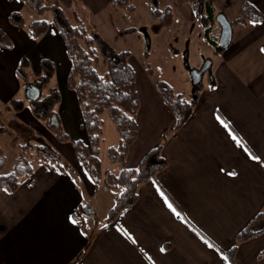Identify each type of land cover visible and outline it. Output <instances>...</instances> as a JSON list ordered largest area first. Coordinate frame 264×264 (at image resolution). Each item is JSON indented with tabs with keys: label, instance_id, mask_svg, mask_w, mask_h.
<instances>
[{
	"label": "crops",
	"instance_id": "crops-1",
	"mask_svg": "<svg viewBox=\"0 0 264 264\" xmlns=\"http://www.w3.org/2000/svg\"><path fill=\"white\" fill-rule=\"evenodd\" d=\"M159 1L164 8L171 7L172 25L164 28L153 18L151 7L146 22L160 24L166 35L165 29L177 23L189 32L201 0ZM244 1L264 16V0ZM135 5L134 13L139 11ZM77 9L85 25L95 28V23L102 22L104 28H112L115 9L111 0H79ZM14 12L27 23L38 19L20 0H0V30L13 43L12 49L0 47V126L4 127L0 146L16 149L18 144L45 141L71 169L66 172L38 164L31 178H20L15 192L0 191V264H231L221 250H230L238 233L264 211V18L233 33L218 60L209 62V85L202 84L195 114L175 134L170 133L174 115L145 67V62L150 66L155 51H145L140 44L144 65L131 52L129 63L140 107L138 136L126 163L130 169L138 168L144 156L162 143L167 166L157 173L156 181L139 186L135 204L114 222H107L119 192L108 189L103 181L93 182L73 144L58 140L34 115L26 96L27 86L41 76L42 60L54 64V76L42 89L48 94L56 87L60 93L52 121L59 122L73 139L88 141L81 105L67 86L71 60L66 43L52 18H44L50 23L49 31L36 39L11 22ZM194 40L205 45L202 38ZM23 58L29 65L21 77ZM13 100L23 102L21 110ZM100 120L104 180L106 174L120 175V165L108 156L120 136L108 112ZM3 170L0 173L6 174ZM84 204H90L94 215L76 220L74 213ZM262 252L264 233L238 245L235 263L264 264V256L259 257Z\"/></svg>",
	"mask_w": 264,
	"mask_h": 264
},
{
	"label": "trees",
	"instance_id": "trees-1",
	"mask_svg": "<svg viewBox=\"0 0 264 264\" xmlns=\"http://www.w3.org/2000/svg\"><path fill=\"white\" fill-rule=\"evenodd\" d=\"M38 16L50 13L52 23L58 29L64 39L71 60L67 86L77 96L82 108V127L88 134V141L83 142L70 137L59 122L54 123V107L60 101V93L56 87H52L48 94H44L43 86L48 84L54 76L55 66L47 60L41 62V76L33 84L38 95L35 99H29L32 103L34 115L45 122L58 140L71 142L76 155L85 170L96 185L101 181L111 190L119 192L114 206L107 214L106 221L114 222L117 217L138 200L139 186L148 181H156L159 171L167 166L166 159L162 156V143L150 150L142 159L136 169L127 166L126 159L130 146L138 136L137 115L140 101L136 89V76L129 63L131 52L129 50L117 51L111 48L99 35L89 33L78 13L79 0H20ZM152 7V16L164 27L173 23V11L170 6L161 10L156 0H149ZM111 6L117 10L123 8L132 13L136 11V5L132 0H111ZM69 11V14L67 13ZM70 16V18H69ZM216 12L213 0H201L198 19L208 40L221 50L217 40H212L211 33L217 24ZM264 16L260 10L248 1L241 5V14L230 21L232 25L244 28L249 22H261ZM11 22L22 29H27L32 37L40 38L48 33L50 23L44 18H38L27 23L22 14L14 12L10 15ZM0 47L12 49L13 43L8 34L0 30ZM148 58V52L144 53ZM103 61L105 71L100 73L95 64ZM29 61L23 58L20 62V76L26 74ZM147 73L152 76V69L145 62ZM24 72L21 73V72ZM156 89L174 115V127L170 133L175 134L195 114L198 93L197 89L190 97L184 93H175L173 88L165 81H156ZM202 87V86H201ZM17 110H21L23 102L13 100ZM108 112L116 130L120 136L118 146L108 150L110 160L120 165L119 176L106 174L102 178L101 163L99 160L100 142L102 136V123L100 115ZM4 127L0 126V133ZM165 136L163 140H165ZM7 164V157L0 146V172ZM38 164L50 168H58L69 172L70 165L63 161L61 155L45 141L27 142L16 145V157L13 170L9 173H0V191L15 192L20 185V178H31L34 168ZM94 211L90 204L81 205L74 213V218H90ZM263 222V225L261 223ZM264 233V211L254 217L249 224L236 236V244L227 251L221 250L231 264L235 263V254L240 243ZM264 252L259 254L263 257Z\"/></svg>",
	"mask_w": 264,
	"mask_h": 264
},
{
	"label": "rangeland",
	"instance_id": "rangeland-1",
	"mask_svg": "<svg viewBox=\"0 0 264 264\" xmlns=\"http://www.w3.org/2000/svg\"><path fill=\"white\" fill-rule=\"evenodd\" d=\"M134 1L139 6V11L137 10L136 13L132 14V12L123 8L114 10L112 12L113 26L111 29L109 27L104 28L102 22L101 24L95 23L96 26L93 25L96 29L91 28V24L86 22L87 25L85 27L87 31L99 35L115 50H129L133 52L140 65L143 64L140 58L142 54V51L139 50L140 44L142 47L144 46L143 49L147 48L145 51H155V55L150 63L153 77L157 81H165L173 88L175 93H184L187 97H190L197 89L201 88L202 84L209 85V80L212 77L210 69L201 74V78L196 82V85H194L191 71H202L207 62H216L223 49H216L208 40L200 20L197 18L196 22L190 23L189 32L185 33L182 29H179L177 23V27L173 25L171 29H165L166 33H168L166 35L163 34L164 29L160 24H148L146 22V18L150 14L151 2L149 0ZM156 2L157 4L159 2L158 6L161 10L165 9V4L159 0H156ZM241 3L242 0H215V12L223 14L228 19L236 18L241 14ZM36 16L40 19L52 18L50 13L44 16ZM113 27L122 30L123 34L118 33ZM240 29L241 27L232 25V34ZM219 35L220 27L217 23L214 25L211 39L218 41ZM165 36L167 37L165 38ZM195 38H202L205 45H202L199 41H195ZM187 42L190 44L188 45ZM95 68L100 73L104 72L105 68L101 59L95 64ZM15 151L16 149L12 147L5 148L4 152L7 157V164L3 172L9 173L13 170ZM82 219L84 220L85 218Z\"/></svg>",
	"mask_w": 264,
	"mask_h": 264
},
{
	"label": "water",
	"instance_id": "water-1",
	"mask_svg": "<svg viewBox=\"0 0 264 264\" xmlns=\"http://www.w3.org/2000/svg\"><path fill=\"white\" fill-rule=\"evenodd\" d=\"M216 21L220 27V35L218 44L222 49L228 47L231 43L232 38V24L223 14H218L216 17ZM209 62H207L206 66L202 69V71H191V76L193 78L194 85H196L197 81L201 78V74H203L208 68ZM38 95V91L33 86H27L26 88V96L28 99H35Z\"/></svg>",
	"mask_w": 264,
	"mask_h": 264
},
{
	"label": "snow or ice",
	"instance_id": "snow-or-ice-1",
	"mask_svg": "<svg viewBox=\"0 0 264 264\" xmlns=\"http://www.w3.org/2000/svg\"><path fill=\"white\" fill-rule=\"evenodd\" d=\"M255 158H256V159H259V157H255ZM233 174H235V173H233ZM169 207L172 208V205L169 204ZM172 210H173L174 212L176 211L175 208H173ZM177 215H179V213H177Z\"/></svg>",
	"mask_w": 264,
	"mask_h": 264
},
{
	"label": "flooded vegetation",
	"instance_id": "flooded-vegetation-1",
	"mask_svg": "<svg viewBox=\"0 0 264 264\" xmlns=\"http://www.w3.org/2000/svg\"><path fill=\"white\" fill-rule=\"evenodd\" d=\"M208 69V68H207Z\"/></svg>",
	"mask_w": 264,
	"mask_h": 264
}]
</instances>
